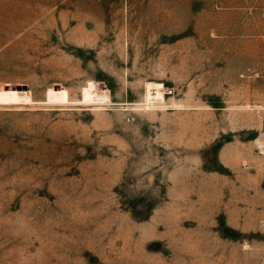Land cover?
Segmentation results:
<instances>
[{"label":"rangeland","instance_id":"obj_1","mask_svg":"<svg viewBox=\"0 0 264 264\" xmlns=\"http://www.w3.org/2000/svg\"><path fill=\"white\" fill-rule=\"evenodd\" d=\"M0 264H264V0H0Z\"/></svg>","mask_w":264,"mask_h":264}]
</instances>
